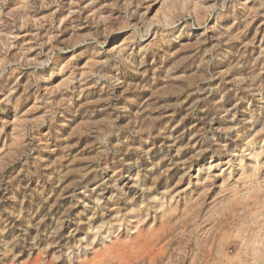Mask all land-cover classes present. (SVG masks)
<instances>
[{
  "label": "rangeland",
  "instance_id": "374dc122",
  "mask_svg": "<svg viewBox=\"0 0 264 264\" xmlns=\"http://www.w3.org/2000/svg\"><path fill=\"white\" fill-rule=\"evenodd\" d=\"M38 258L264 264V0H0V264Z\"/></svg>",
  "mask_w": 264,
  "mask_h": 264
},
{
  "label": "bare ground",
  "instance_id": "6f19581e",
  "mask_svg": "<svg viewBox=\"0 0 264 264\" xmlns=\"http://www.w3.org/2000/svg\"><path fill=\"white\" fill-rule=\"evenodd\" d=\"M36 264H41V260L38 258L36 261H35ZM45 263V262H44ZM34 264V263H33Z\"/></svg>",
  "mask_w": 264,
  "mask_h": 264
}]
</instances>
